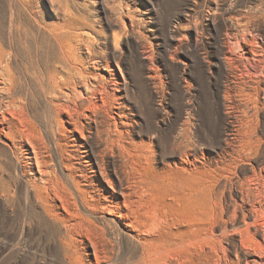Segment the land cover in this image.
Returning a JSON list of instances; mask_svg holds the SVG:
<instances>
[{
    "label": "bare ground",
    "instance_id": "bare-ground-1",
    "mask_svg": "<svg viewBox=\"0 0 264 264\" xmlns=\"http://www.w3.org/2000/svg\"><path fill=\"white\" fill-rule=\"evenodd\" d=\"M0 2V207L18 244L33 211L76 264H264V0L224 37L233 52L249 37V64L219 92L227 129L206 184L199 112L182 119L166 170L128 129L122 92L142 74L117 32L105 55L102 31L56 0Z\"/></svg>",
    "mask_w": 264,
    "mask_h": 264
},
{
    "label": "rangeland",
    "instance_id": "rangeland-1",
    "mask_svg": "<svg viewBox=\"0 0 264 264\" xmlns=\"http://www.w3.org/2000/svg\"><path fill=\"white\" fill-rule=\"evenodd\" d=\"M56 1L63 12L102 31L97 48L105 55L111 52L105 37L117 32L124 61L131 72L142 74L138 84L131 82L123 90L122 102L128 129L148 145L150 165L166 170L176 158L169 149L182 119L189 111L200 113L204 153L200 178L206 184L208 157L219 150L216 142L227 129V118L218 109L219 92L222 95L225 85L237 82L236 74L245 71L243 61L249 64L245 59L249 37L241 38L243 48L236 47V52L231 51L233 44H224V37L234 31L236 18L260 0ZM41 2L47 6V0ZM260 27L262 35L257 37L264 43V24ZM138 41L145 55L140 61L135 51ZM258 120L264 123V109ZM29 217L27 235L18 244L14 217L0 207V264H76L72 254L61 248L54 227L36 218L33 211Z\"/></svg>",
    "mask_w": 264,
    "mask_h": 264
}]
</instances>
